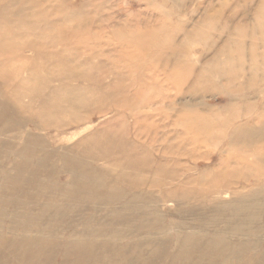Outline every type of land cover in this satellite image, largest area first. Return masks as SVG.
<instances>
[{
  "label": "bare ground",
  "instance_id": "bare-ground-1",
  "mask_svg": "<svg viewBox=\"0 0 264 264\" xmlns=\"http://www.w3.org/2000/svg\"><path fill=\"white\" fill-rule=\"evenodd\" d=\"M86 1L0 0V57L9 54V44H28L33 37L29 46L32 54H26L13 65L8 61L2 68L5 70L0 72V87H5L0 89V93L6 100L0 105V159L8 153L16 156L11 169L13 173L0 179V202L9 204L13 210V215L7 219L10 236L5 237L1 233L0 237V264H13L11 260L15 255L16 260L23 264H51L57 255H60L58 264H79L92 260L106 264H264V89L259 91L262 95L259 97L262 99L259 110L229 133L220 164L213 170L216 178L211 179L207 174L202 176L203 183L199 187L193 186L195 178L187 176L185 180H180L185 174L181 173L179 164L170 172L168 164L159 163L153 168L152 161L146 159V167L140 153L152 148V145L146 140L142 143V129L137 127L140 117L131 108L127 110L135 119L137 138L132 143L127 139L128 130L125 128L128 125L120 111L104 128L91 132L90 127H86L79 132L86 133L83 134L85 136L71 145L55 146L47 141L45 133L59 132L65 127L93 119L92 114L83 118L71 111L86 107L83 97L92 93L95 86H99L100 92L107 93L111 87L120 85L121 75L114 70L111 71L112 79L100 82L96 76L93 77V60H97L95 56L98 54H88L87 58H83L85 50L77 48V45H82L81 41L88 38L85 28L97 22L96 32L102 33L103 20L106 23L111 21L90 17L92 6L96 11L101 10L103 3L100 0ZM76 2L80 3L77 8L74 6ZM73 27L75 37L70 46H63L57 51L42 46L63 41L67 43ZM104 29L105 33L114 37L141 39L130 23L114 22ZM117 53L123 55L121 51ZM103 64L100 61L97 66L102 69ZM24 67L25 79L8 94L18 78L17 74ZM42 75L50 79H42ZM3 78L6 82L2 81ZM73 82L84 83L78 85ZM43 88L46 89L41 92ZM123 91L120 87L109 97L117 101ZM121 101L124 99L121 98ZM118 108H124V103L120 106L118 103ZM201 113L202 116L197 114L193 117L177 113L180 120L174 123L182 131L184 128V135L178 131L173 138L178 139L181 135L180 141H177L179 147L190 145L195 150H201L207 147L204 146L208 138L215 137V131L210 127L222 122L221 117ZM30 124L36 131L30 129ZM110 125H113L112 129L108 128ZM153 126L151 121L149 127ZM163 140L170 142L167 137ZM113 148L118 149L117 155L111 153ZM167 151L164 154L171 155L170 160L173 156L178 160L179 157H189L186 152ZM193 157L198 158L196 155ZM206 160L210 161V158ZM96 162L104 164L96 166ZM257 168L261 171H254ZM115 170L117 172H113ZM130 170L134 171V176L129 174ZM237 170L244 175L238 176ZM140 172H150L152 181L149 176L141 178ZM26 173H29L28 177L24 176ZM60 173H68L69 179L62 184H48L47 174ZM160 176L162 179H159ZM229 179H241L243 182L230 184L227 182ZM222 180L225 184L215 185ZM162 187L169 188L162 192L159 200L150 189L160 191ZM13 190L24 192L17 196L12 193ZM43 193L45 201L41 200ZM227 197L233 200L228 206L223 200ZM186 200L209 205L193 204L188 208L185 207ZM160 201L175 203L173 215L203 211V218L190 223L181 219L174 226L176 235L171 237L168 231L172 226L155 221L160 216ZM219 201L224 206L219 205ZM96 203V208H93ZM40 205L41 208L36 211ZM87 205L92 217L87 218L79 229L76 217L83 215L80 210ZM114 205L118 207L112 208ZM4 212L0 210V213ZM102 212L106 213L102 215ZM22 217H27L24 228L20 227ZM76 228L78 231H75ZM30 229L36 232L32 239L26 235ZM18 230L24 233L23 238L15 234ZM64 231H67L69 239L58 247L44 237L49 234L53 240H62L66 234L60 239L54 237L57 232ZM143 232L146 234L144 238L139 236ZM136 234L138 238L131 239ZM72 235L76 238L71 240ZM111 243L117 244L118 250L110 252ZM43 244L49 247L41 251ZM60 245L64 249H60Z\"/></svg>",
  "mask_w": 264,
  "mask_h": 264
},
{
  "label": "rangeland",
  "instance_id": "rangeland-1",
  "mask_svg": "<svg viewBox=\"0 0 264 264\" xmlns=\"http://www.w3.org/2000/svg\"><path fill=\"white\" fill-rule=\"evenodd\" d=\"M81 1L85 2V0ZM97 1L99 0L95 2ZM100 1L103 3L101 10L98 9L96 11L92 6V14L90 15V12L87 13L90 17L94 16L96 20L108 18L111 21L106 23L103 20L102 33L96 32L97 22L85 28L84 33L88 34V38L81 41L82 45H77V48L85 50L86 54L83 58H87L88 54H98L95 56L97 60H93L92 67L95 70L92 72L93 77L96 76V79L100 82L105 81L107 78L112 79L113 75L111 74L113 72L111 71L114 70L121 75V80L118 82L120 85L114 88L111 87L107 93L100 92L99 86H95L92 93H86L83 97L86 107L71 111L79 113L83 118H88L89 114H92L93 119L79 125L65 127L59 132L53 130L50 133H45L47 134L46 137H48L47 141L55 146L61 144L65 146L71 145L80 137L85 136L83 134L86 133L79 134V132H83L86 127H90L89 131L91 132L104 128V125L114 118L117 111H120L125 116L128 125L125 128L128 130L127 139L130 141L129 143H132L134 140L137 141V138H135V119L127 110L131 108L134 110L133 113L140 117L137 127L142 129V143L146 140V143H151L150 145H152V148L146 151H143V148L140 149V151L142 150L140 154L143 155L142 160L146 167H148L146 159L152 161L151 166L153 168H156L159 163L168 164L167 169L170 172L176 169V165L179 164L182 170L181 173L185 174L182 175L180 180L182 178L185 180L187 176L192 179L195 178L193 184L195 187L201 186L203 183L202 176L206 174L211 179H215L213 170L220 164V158L223 154L222 150L229 140L227 138L229 133L251 119L262 106V99L259 98L262 95L259 94V91L264 89V0ZM80 3L76 2L75 8ZM114 22L120 24L130 23L134 31H138L137 35L139 34L141 39H129V36L120 38L105 33L104 28ZM124 29L127 30V28ZM70 34L71 39L67 43L63 41V43H57L56 45L42 44V46L46 49L52 48L54 51L63 46H70L74 42V27L71 29ZM32 40L33 37L28 40V44H9V48H7L9 54L0 57V72L5 70L2 68H5L4 64L8 61H10L9 64L12 63L10 65H13L14 62L16 64L26 54H32L29 47ZM119 51L123 55L118 54L117 52ZM98 59L105 63L102 69L97 66V64H100ZM17 75L18 78L8 90V94L25 79V67ZM43 78H46V80L50 79L46 75H42ZM2 81L6 82L5 78ZM82 83L84 82H73L72 84L79 85ZM120 87L124 89L123 95L119 94L117 101L113 100V98L111 99L109 95L119 90ZM4 88L0 87V89ZM45 89L43 88L41 92ZM135 93L136 95L133 96ZM132 96L133 101H131ZM121 98L124 101H121ZM193 100L196 101L193 102ZM5 102L6 100L3 99L2 93H0V105L5 104ZM117 102L119 106L120 103H124V108L118 110ZM200 110L209 116L221 117L222 122L210 127V130L215 131V137L212 139L208 138L204 146L207 147L201 150H195L190 145L185 147L180 145L181 147H179L177 141H180L181 135L178 139L175 138L173 140V138L178 131L184 135V128L182 131L174 123L178 120L177 113L188 117H193V115L197 114L202 116ZM142 114L144 115L143 117ZM151 121H153V127H149ZM228 122L229 124H227ZM108 128L112 129L113 125ZM30 129L36 131L33 124H30ZM34 133L36 135L40 134ZM165 137L170 139L169 143L163 142ZM18 144H20L19 141ZM113 150L111 153L117 155L118 149L113 148ZM165 150H168V153L186 152L187 154L189 153V157H183V159L179 157L178 160L173 156L172 160H170L171 155H165ZM193 155L198 156V158L193 157ZM207 158H210V161H207ZM15 159L16 156L9 153L0 159V179L13 173L11 169L14 167ZM101 164L104 163L96 162L95 165L100 166ZM130 171H128L129 174L134 176V171ZM254 171L261 170L257 168ZM113 172H117V170ZM237 173L240 177L244 175L239 170H237ZM148 174L147 172L145 174L140 172V177L147 178L149 176L150 181H152L150 172ZM24 176L28 177L29 173L24 174ZM69 177L68 173L53 174L51 176L47 174L46 180L48 184H62ZM159 179H162V177L160 176ZM234 180L229 179L227 182L230 184H241L243 182L241 179L239 181ZM217 182H215V185L225 184L224 180ZM0 185H2L1 180ZM168 188L162 187L160 191L156 189H150V191L153 192L157 199L161 200L162 192ZM28 191L29 189L25 193H28ZM20 192L24 191H12L17 196H21L22 193ZM45 198L46 195L43 193L41 200L45 201ZM223 200L227 206L229 203L230 205L233 203L232 197H227ZM193 204L197 206L200 204L203 206L209 205L196 200H186L185 207L189 208L194 206ZM221 204L222 202L219 201V205ZM88 205L83 210H80L83 215L76 217L77 228L82 226V223L87 218L92 217ZM96 205L97 203L92 207L96 208ZM41 206L36 207V211ZM222 206L224 205L222 204ZM117 207L118 205H114L112 208ZM159 207L160 211L158 210V213H160V216L155 221H159V224L163 223L167 227L172 226L168 231L171 237H174L177 233L174 228V226L178 225L176 223L182 220L190 223L198 218H203V211L193 214L185 213L181 216L173 215L176 210L174 202L160 201ZM0 210L5 211L4 214L0 213V237L1 233L3 234L2 236L8 237L10 235L9 231H7V219L13 215V210L9 204L2 202H0ZM105 213L102 212L101 214L104 215ZM83 216L86 217L83 218ZM26 218L22 217L21 228H24ZM153 218L151 217V219ZM80 222L81 224H79ZM43 223H46V221H43ZM150 225H152V222ZM77 228L75 231H78ZM66 233L67 231L57 232L54 239H60ZM15 234L21 238L24 233L18 230ZM26 235L29 239H32V237H35L36 232L34 229H30ZM139 236L144 238L146 234L143 232ZM44 237L48 241H53L52 245L57 247L59 244H66L69 239L68 235L62 239L63 241L53 240L49 234H45ZM75 238L76 236L74 235L70 237L71 240ZM137 238L138 235L136 234L135 238L132 237L131 239ZM110 245L112 248L110 252L118 250L117 244L111 243ZM48 247L43 244L40 246V250L44 251ZM60 249H64V247L60 245ZM116 252H114L113 256ZM254 253L257 252L255 251ZM59 261L60 255H57L55 261L51 264H58ZM11 262L13 264H23V262L16 260V255ZM106 263L92 260L91 262H81L79 264ZM117 264L122 263L117 262Z\"/></svg>",
  "mask_w": 264,
  "mask_h": 264
}]
</instances>
